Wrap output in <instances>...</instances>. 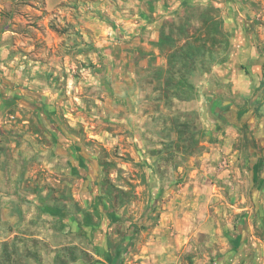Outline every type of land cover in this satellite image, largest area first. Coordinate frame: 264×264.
<instances>
[{
    "label": "crops",
    "instance_id": "crops-1",
    "mask_svg": "<svg viewBox=\"0 0 264 264\" xmlns=\"http://www.w3.org/2000/svg\"><path fill=\"white\" fill-rule=\"evenodd\" d=\"M211 7L193 0H120L118 8L96 6L106 9L102 14L106 17L96 14L94 21L80 26L85 39L90 37L101 48L94 53V68L115 79L98 86L102 94L95 98L94 115L100 127L94 134L96 142L117 149L118 156L126 152L127 162L116 158L111 174L139 172L142 179L127 177V181L145 190L146 203L153 206L135 232L128 224L125 231L131 236L124 240V234L116 245L115 251L124 241L126 255L133 254L128 264H264V50L251 47L242 26L237 28L222 15V46L212 47L215 38L208 37L206 53L184 64L179 50L185 44L199 47L200 41L177 29L185 22L199 26L198 13ZM203 58L208 61L205 68L200 63ZM182 75H187L186 81ZM65 116L70 125L84 122L81 116ZM184 121L202 129L189 135L192 146L188 148L181 131ZM64 136L72 140L70 134ZM239 137L242 148L236 145ZM54 147L53 156L66 163V173L80 172L84 147L63 146L60 141ZM98 170L95 164L96 188L91 195L86 179L77 182L81 196L72 184L64 197L46 193L48 198L41 194L34 198L32 192L30 206L19 205L18 215L13 213L16 223L21 220L14 233L42 238L57 252L64 248L94 252L96 264H107L108 241L113 226L124 219L123 207L111 209L109 194L102 190L101 181L97 183L102 178ZM119 179H112L118 190L131 187ZM1 194L4 221L13 202L12 193ZM87 200L92 206L85 204ZM124 200L129 202V196ZM126 215L135 221L143 213L138 218ZM52 218L68 224L52 227L47 222ZM61 264L90 263L68 257Z\"/></svg>",
    "mask_w": 264,
    "mask_h": 264
},
{
    "label": "rangeland",
    "instance_id": "rangeland-1",
    "mask_svg": "<svg viewBox=\"0 0 264 264\" xmlns=\"http://www.w3.org/2000/svg\"><path fill=\"white\" fill-rule=\"evenodd\" d=\"M193 1L198 4L209 3L212 7L198 13L199 26L185 22L180 24L177 31L200 41L202 54L206 53L205 41L208 37L215 38L212 47L222 46L225 36L222 15L234 21L237 28L242 26L243 34L251 47L264 50V0ZM119 3L120 0H0V76L5 79V82L0 80V91L5 97L21 96L28 102L32 101L33 95L34 98L40 97L46 104L44 112L53 114L57 119L56 124L51 123L48 125L50 128H46L41 119L43 112L21 103L19 98L16 102L5 101L0 94V192L12 193L10 196L13 202L11 210L3 215L4 221L0 219V264H61L68 257L71 260L80 257L90 264H96L98 259L94 258V252H79L76 248H64V252H57L58 248H50V244L42 238L16 235L14 229L21 220L16 223L13 214L18 215L16 210L19 205L30 206L32 192L34 198L40 194L64 197L67 196L68 185L72 184L78 195L80 187L77 182L85 179L88 181L86 190L91 195L96 188L92 182L97 177L92 171L95 164L99 169L97 173L102 176L97 183L101 181L102 190L109 194L111 209L116 212L123 207L124 219L113 226L108 241L110 250L107 252L108 257H105L107 264L112 262V257L115 258L116 245L123 240L128 224L133 222L135 228L142 225V221L126 218L127 212L131 217H140L147 206L151 205L146 203L145 190L134 188L135 184L127 181V177L137 180L142 179V175L135 170L128 171L125 176L122 173H117V177L111 174V170L116 167V158L127 162L128 157L124 155L126 152L118 156L117 149L104 147L95 139L94 134H98L100 129L94 115L97 110L95 98H101L102 94V87L98 86L102 81L110 85L115 79L109 74L104 75L106 70L94 68L97 62L93 59L94 53H98L97 49L101 48L90 37H87L90 40L87 41L84 32L80 30V26L92 21L96 14L101 18L106 17L102 16L106 9L97 10L96 6L104 4L112 8L116 5L118 8ZM85 16L88 17L84 18ZM190 26L194 29L190 30ZM217 39L222 40L217 43ZM180 40L178 37L177 41ZM200 63L205 68L208 61L203 58ZM68 112L75 119L81 116L84 122L76 120V124L70 125L65 116L69 115ZM207 113L209 116V111ZM181 131L187 136L184 147L188 148L192 146L189 135H196L202 129L197 125L191 127L184 121ZM64 133L70 134L72 140H65ZM239 139L236 145L242 148V137ZM56 141H60L63 146L78 143L84 147L86 158L82 160L80 172L66 173L63 170L67 169L66 163L62 158L53 156ZM164 158L167 160V156ZM118 176L120 182L122 178V183L131 185L128 190H118L114 186L112 179H117ZM70 189L69 186V195L73 198ZM54 190L60 193L56 195ZM82 195L84 196L83 193ZM125 195L129 196V202L124 200ZM90 202L87 200L85 204L90 207ZM118 202L122 205H115ZM261 211L263 214L264 209ZM48 219L47 222L50 221L52 227L64 228L68 224L66 220ZM109 222L112 224V221ZM54 240L57 242L56 237ZM88 241L91 242L89 239ZM15 244L22 248H16ZM31 246L33 251L28 250ZM133 259V254L127 253L122 264H128Z\"/></svg>",
    "mask_w": 264,
    "mask_h": 264
},
{
    "label": "trees",
    "instance_id": "trees-1",
    "mask_svg": "<svg viewBox=\"0 0 264 264\" xmlns=\"http://www.w3.org/2000/svg\"><path fill=\"white\" fill-rule=\"evenodd\" d=\"M184 47L182 48V50H179V51H182V52H180L179 55L181 56L182 62L184 64H190L191 62H193L194 61V57L199 55V54H202V51H203V49H200L199 47L193 48V47L189 46L188 44H185ZM180 78H182L184 81H186L187 80V75H182ZM0 80L2 82H5V79L3 77H1V76H0ZM0 94H1L2 98L5 101H13V102L15 101L16 102V101H18V98H19L21 103H24V104H26V105L34 108V109H38L41 112H43L45 115L41 114V119H42V122L44 123V125H46V128L49 127L48 125H50L51 123H54L55 116L53 114H51V113L44 112V108L46 107L45 106L46 104H45V101H42L40 97L34 98L35 95H33L32 93H29L30 95H33V96H31V98H32L31 100L32 101L28 102V101H25V99L23 97H21V96H19V97H14V96L5 97V96H3V92L2 91H0ZM21 98H23V100H21ZM152 209H153V206L152 205H148L147 208L145 209V211L143 212V215L140 217V219H137V220H140V222H141L142 219L144 218V216L148 212H150ZM128 228H132L131 231H130L131 233L135 232V230H136L135 225H134L133 222H131L129 224ZM131 233H128V231H125L124 240H126V238H129L131 236L130 235ZM123 242H122V244L119 246V248L116 251L114 264H122L124 256L126 255L127 248H126V245L123 244Z\"/></svg>",
    "mask_w": 264,
    "mask_h": 264
}]
</instances>
